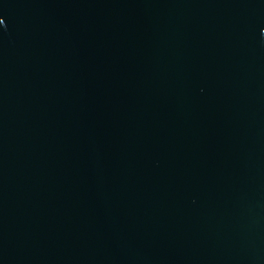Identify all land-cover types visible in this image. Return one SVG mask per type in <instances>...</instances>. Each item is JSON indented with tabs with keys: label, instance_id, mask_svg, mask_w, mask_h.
<instances>
[{
	"label": "water",
	"instance_id": "water-1",
	"mask_svg": "<svg viewBox=\"0 0 264 264\" xmlns=\"http://www.w3.org/2000/svg\"><path fill=\"white\" fill-rule=\"evenodd\" d=\"M0 264H264V0H0Z\"/></svg>",
	"mask_w": 264,
	"mask_h": 264
}]
</instances>
